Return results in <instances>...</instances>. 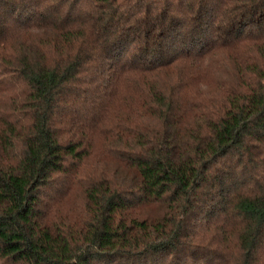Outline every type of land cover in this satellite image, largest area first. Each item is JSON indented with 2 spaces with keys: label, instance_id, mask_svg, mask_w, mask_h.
<instances>
[{
  "label": "trees",
  "instance_id": "obj_1",
  "mask_svg": "<svg viewBox=\"0 0 264 264\" xmlns=\"http://www.w3.org/2000/svg\"><path fill=\"white\" fill-rule=\"evenodd\" d=\"M0 264H264V0H0Z\"/></svg>",
  "mask_w": 264,
  "mask_h": 264
},
{
  "label": "rangeland",
  "instance_id": "obj_2",
  "mask_svg": "<svg viewBox=\"0 0 264 264\" xmlns=\"http://www.w3.org/2000/svg\"><path fill=\"white\" fill-rule=\"evenodd\" d=\"M206 76V75H204ZM100 140L96 141L97 146L99 147V156L102 160L106 162L107 165L114 167L116 166L119 170V172L125 177V178H130L131 174L133 173L132 169H128V167L125 165L124 162L121 160L116 159L114 156L112 157L111 155L107 154V151L101 146ZM68 200H66L67 203ZM71 202V200H70ZM73 204V203H71ZM138 213L142 216H154L157 215L159 212L158 206L155 204H151L148 206H141L138 209Z\"/></svg>",
  "mask_w": 264,
  "mask_h": 264
}]
</instances>
